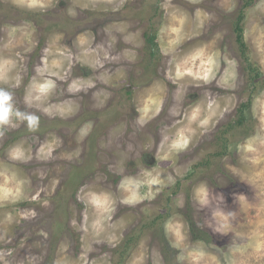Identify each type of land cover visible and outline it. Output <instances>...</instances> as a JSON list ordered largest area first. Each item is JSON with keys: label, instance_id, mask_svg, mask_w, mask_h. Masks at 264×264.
<instances>
[{"label": "rangeland", "instance_id": "374dc122", "mask_svg": "<svg viewBox=\"0 0 264 264\" xmlns=\"http://www.w3.org/2000/svg\"><path fill=\"white\" fill-rule=\"evenodd\" d=\"M0 87L7 264H264V0H0Z\"/></svg>", "mask_w": 264, "mask_h": 264}, {"label": "clouds", "instance_id": "9594fccd", "mask_svg": "<svg viewBox=\"0 0 264 264\" xmlns=\"http://www.w3.org/2000/svg\"><path fill=\"white\" fill-rule=\"evenodd\" d=\"M39 123L40 117L36 112L22 111L14 102V93L0 87V135L11 128L21 126L35 132L39 128ZM0 264H7L5 257L0 256Z\"/></svg>", "mask_w": 264, "mask_h": 264}, {"label": "flooded vegetation", "instance_id": "af4514ba", "mask_svg": "<svg viewBox=\"0 0 264 264\" xmlns=\"http://www.w3.org/2000/svg\"><path fill=\"white\" fill-rule=\"evenodd\" d=\"M245 87H246V85L243 84V88H245ZM213 88L215 89V91L218 92L217 86H214ZM132 89H134V86H132V85L130 86V88H128V87L126 88L125 93H126L127 97L129 95V91ZM130 105H131L130 109L124 114V117L128 118V122L131 123V125H132V124H135V122L139 121V116H140L139 115V101H137V99L132 98ZM168 105H170V103H168ZM240 109H241V107H240ZM239 110H238V112H239ZM244 110H247V109H244ZM75 118H77V117H75ZM138 131H139V129H138Z\"/></svg>", "mask_w": 264, "mask_h": 264}, {"label": "trees", "instance_id": "16d2710c", "mask_svg": "<svg viewBox=\"0 0 264 264\" xmlns=\"http://www.w3.org/2000/svg\"><path fill=\"white\" fill-rule=\"evenodd\" d=\"M240 29L241 28H238V30L240 31ZM239 36V35H238ZM237 36V37H238ZM237 41H240V39L239 38H237ZM256 76H258V74H255L253 77H252V80L253 81H255V80H257L256 79ZM247 109L248 108V104L247 105H242L241 106V109L239 110V118H242L243 117V112H244V109ZM240 122H242L241 120L237 123V124H239ZM224 134H225V132H224ZM195 229V227H192V228H190V231L192 232L193 230ZM194 236H196V234H194ZM206 235L204 234V233H202V232H199V235H198V237L199 238H204Z\"/></svg>", "mask_w": 264, "mask_h": 264}]
</instances>
